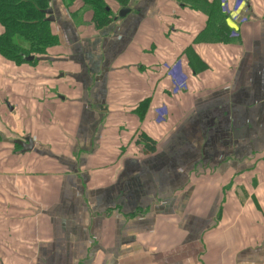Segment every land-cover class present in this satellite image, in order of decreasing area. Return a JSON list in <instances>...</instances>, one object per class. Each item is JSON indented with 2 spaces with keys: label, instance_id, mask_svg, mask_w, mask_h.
<instances>
[{
  "label": "crops",
  "instance_id": "1",
  "mask_svg": "<svg viewBox=\"0 0 264 264\" xmlns=\"http://www.w3.org/2000/svg\"><path fill=\"white\" fill-rule=\"evenodd\" d=\"M56 4L0 57V264H264V0Z\"/></svg>",
  "mask_w": 264,
  "mask_h": 264
},
{
  "label": "trees",
  "instance_id": "2",
  "mask_svg": "<svg viewBox=\"0 0 264 264\" xmlns=\"http://www.w3.org/2000/svg\"><path fill=\"white\" fill-rule=\"evenodd\" d=\"M73 18L87 13L96 30L116 20L118 10L128 9L131 0H59ZM56 0H0V57L15 64L37 63L59 46L55 24L49 20V9L55 13ZM32 57L33 60L28 61ZM147 151H155V142L145 138Z\"/></svg>",
  "mask_w": 264,
  "mask_h": 264
},
{
  "label": "built area",
  "instance_id": "3",
  "mask_svg": "<svg viewBox=\"0 0 264 264\" xmlns=\"http://www.w3.org/2000/svg\"><path fill=\"white\" fill-rule=\"evenodd\" d=\"M169 76L171 77L173 83L175 84L176 91H181L187 88V75L183 72L180 63L175 64L169 71ZM165 111L158 112L159 121H162L166 116Z\"/></svg>",
  "mask_w": 264,
  "mask_h": 264
},
{
  "label": "water",
  "instance_id": "4",
  "mask_svg": "<svg viewBox=\"0 0 264 264\" xmlns=\"http://www.w3.org/2000/svg\"><path fill=\"white\" fill-rule=\"evenodd\" d=\"M49 1H52V0H49ZM128 12H129V10L124 9V10H121V11H120V14H119V15H120L121 17H124L125 15H127ZM47 14L50 15L49 20H50L51 22H54V23H55L56 18H55V15H54V10H53V8H52V9H49V10L47 11ZM31 60H33V58H32V57H29V58H28V61H31ZM27 144H28V145H32V142L28 139V140H27Z\"/></svg>",
  "mask_w": 264,
  "mask_h": 264
},
{
  "label": "rangeland",
  "instance_id": "5",
  "mask_svg": "<svg viewBox=\"0 0 264 264\" xmlns=\"http://www.w3.org/2000/svg\"><path fill=\"white\" fill-rule=\"evenodd\" d=\"M56 2H58V0H56ZM58 5L57 4H55V12H58Z\"/></svg>",
  "mask_w": 264,
  "mask_h": 264
}]
</instances>
